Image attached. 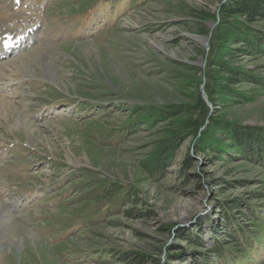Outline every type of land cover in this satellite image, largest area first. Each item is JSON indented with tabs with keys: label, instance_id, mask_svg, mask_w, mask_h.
<instances>
[{
	"label": "rangeland",
	"instance_id": "1",
	"mask_svg": "<svg viewBox=\"0 0 264 264\" xmlns=\"http://www.w3.org/2000/svg\"><path fill=\"white\" fill-rule=\"evenodd\" d=\"M225 1L109 0L80 20L74 0H0V42L24 37L0 56V264H217L201 254L211 245L189 243L184 231L207 218L221 225L222 202L264 213L263 166L197 147L199 131L171 133L207 112L264 129L260 86H234L248 99L215 105L206 94ZM236 62L264 78V52ZM165 139L175 150L150 173L144 162ZM94 181L134 198L101 209L83 197Z\"/></svg>",
	"mask_w": 264,
	"mask_h": 264
},
{
	"label": "trees",
	"instance_id": "2",
	"mask_svg": "<svg viewBox=\"0 0 264 264\" xmlns=\"http://www.w3.org/2000/svg\"><path fill=\"white\" fill-rule=\"evenodd\" d=\"M74 1H77L78 7H81L76 12L78 13L77 18L84 20L89 12L97 7L98 3L105 1L106 4L109 0ZM263 22L264 0H226L221 3L218 21L211 33L205 72L208 80L206 94L209 100L213 101L212 104H216L213 97H223L230 101H235L237 98L248 99L234 86L257 85L264 89V78L261 75L236 62V58L242 55L264 52V29L259 26ZM203 32L207 34L206 28ZM230 43L238 44L240 47L228 48L227 45ZM233 50L237 52L235 55L232 53ZM197 103L198 109L204 105L199 98ZM166 116L165 113L159 115L161 120H166ZM204 116L205 120L202 118L201 122H198L195 117H190L176 124L171 132L173 137L185 134L194 135L199 131L197 147L216 151L219 156L228 154V151L233 152L231 150L234 149L238 156L264 167V129L236 122H226L213 116L208 117V112ZM141 121L139 123L133 121L129 127L126 126V129L133 132L139 129L140 124H148L145 119ZM205 121V126L200 128V125ZM173 142L171 139L160 142L159 147L144 162L147 171L155 173L160 168L161 159L165 154H169V150L170 152L175 150ZM187 163L188 160L185 161L186 167L189 165ZM82 191H84V199L89 202H100L101 209H105L115 199H121L124 202L134 198L127 188L113 181L102 183L94 181L91 186L83 187ZM260 195L252 194L255 199H258ZM221 208V225L219 223L216 225L215 222L211 224V219L207 218L205 219L206 225L199 222L193 229L189 228L191 230L184 231L188 236L181 234L179 237L186 235L189 243L200 246V248L210 244L212 248L204 249L201 254L206 258L217 260V264H254L256 261L259 264L262 259L258 260V253L264 250L262 248L264 244V213L261 208L257 209L256 206L247 202L245 204L241 200L233 202L230 206H227V202H222ZM231 210L243 215L248 222L234 217ZM218 236L220 239L217 238Z\"/></svg>",
	"mask_w": 264,
	"mask_h": 264
},
{
	"label": "bare ground",
	"instance_id": "3",
	"mask_svg": "<svg viewBox=\"0 0 264 264\" xmlns=\"http://www.w3.org/2000/svg\"><path fill=\"white\" fill-rule=\"evenodd\" d=\"M4 35H5V34H4ZM18 40H20V39H18ZM0 41L2 42L3 40L1 39ZM1 42H0V43H1ZM11 42H12V41H11ZM9 43H10V40H7V42L5 41V42H4V45H3L2 47L0 46V47H1V48H0V52L3 53V51H4V50H3L4 46H5L6 44H9ZM15 43H16V42H15ZM2 53H1V54H2ZM2 105H4L3 100L1 101V105H0V106H2Z\"/></svg>",
	"mask_w": 264,
	"mask_h": 264
},
{
	"label": "water",
	"instance_id": "4",
	"mask_svg": "<svg viewBox=\"0 0 264 264\" xmlns=\"http://www.w3.org/2000/svg\"><path fill=\"white\" fill-rule=\"evenodd\" d=\"M208 40V38H205V42Z\"/></svg>",
	"mask_w": 264,
	"mask_h": 264
}]
</instances>
